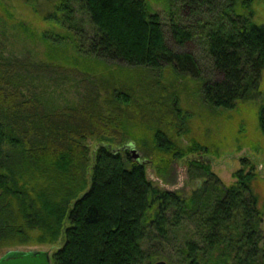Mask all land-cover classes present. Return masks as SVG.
I'll list each match as a JSON object with an SVG mask.
<instances>
[{
    "label": "trees",
    "instance_id": "1",
    "mask_svg": "<svg viewBox=\"0 0 264 264\" xmlns=\"http://www.w3.org/2000/svg\"><path fill=\"white\" fill-rule=\"evenodd\" d=\"M25 1L52 7L46 18L76 31L71 47L89 71L103 67L108 78H99L104 99L88 91L77 105L54 109L37 91L46 63L0 60V249L61 241L52 264H264V203L253 165L235 171L228 185L208 163L192 160L200 170L192 174L203 179L190 196L147 176V164L165 177L190 152H216L180 142L188 117L178 92L161 84L164 69L200 79L214 108L264 94L259 0H172L181 14L170 20L173 47L148 0ZM190 42L202 46L220 79L203 78L195 52L184 49ZM124 67L153 73L147 97L119 80ZM258 117L264 134V103ZM129 142L140 158L122 149ZM181 225L178 253L151 246Z\"/></svg>",
    "mask_w": 264,
    "mask_h": 264
},
{
    "label": "rangeland",
    "instance_id": "2",
    "mask_svg": "<svg viewBox=\"0 0 264 264\" xmlns=\"http://www.w3.org/2000/svg\"><path fill=\"white\" fill-rule=\"evenodd\" d=\"M171 1L148 0L151 7L162 15L170 46L174 44L169 34L171 17L179 20L181 16L180 11L177 13V4H171ZM52 9L46 5L35 7L31 1L0 0V60L26 57L33 62L46 63L48 67L38 73L39 78L37 77L36 83L37 91L44 90L46 102L51 108L63 109L75 106L88 91H92V95L95 96L99 94L104 99L105 91L99 78L105 74L106 69L101 67L98 71L93 69L89 71L86 68L88 64L83 61L86 58L77 54L71 47L75 39L72 37L73 32L76 31L68 33L70 31L67 32L53 19H47V14ZM255 19L264 24V0H259L256 4ZM57 47L62 50L60 56L54 55L53 50L55 51ZM184 49L195 52L204 79L221 78L220 74L212 71L202 46L190 42ZM103 77L108 78L107 75ZM153 77L150 70L141 67H124L122 73L118 74L121 82L135 89L137 97L141 93L147 97L151 92L149 85L154 82ZM160 79L161 84L169 91L168 94L174 90L178 92L179 106L188 117L186 123L190 132L181 136L180 142L184 146L192 141L199 142L202 146L212 145L216 148V152L212 150L202 153L190 152L177 160L165 177H160L153 166L147 164L148 178L163 189L179 191L185 196H190L203 179L202 175H196L197 172L200 173L198 167L190 166L192 160L200 159L208 163L211 170L228 185L235 181V171L243 167L249 169L253 165L261 176L258 187L261 202L264 203V134L260 129L258 117L260 106L264 103V94L254 100L238 102L233 108H214L202 98L200 79L183 75L179 77L172 68L164 69ZM135 148L142 155L140 149ZM244 159H247L249 164H244ZM193 171L196 173L192 174ZM183 225L171 232L168 241L161 243L157 239L151 240V246L164 253L177 248L178 253L182 237L186 232V227L183 228ZM262 228L264 231V221ZM60 244L61 241L56 244L1 248L0 257L9 249H39L47 250L52 254Z\"/></svg>",
    "mask_w": 264,
    "mask_h": 264
},
{
    "label": "water",
    "instance_id": "3",
    "mask_svg": "<svg viewBox=\"0 0 264 264\" xmlns=\"http://www.w3.org/2000/svg\"><path fill=\"white\" fill-rule=\"evenodd\" d=\"M130 148L135 158H140L141 155L136 151L134 142H129L122 146V149ZM0 264H52V254L47 250H18L9 249L3 256L0 257ZM153 264H170L165 259H159Z\"/></svg>",
    "mask_w": 264,
    "mask_h": 264
}]
</instances>
